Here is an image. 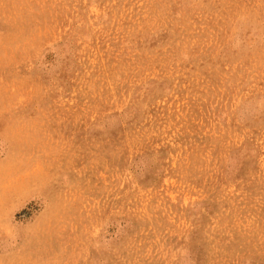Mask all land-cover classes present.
I'll list each match as a JSON object with an SVG mask.
<instances>
[{
	"label": "rangeland",
	"instance_id": "374dc122",
	"mask_svg": "<svg viewBox=\"0 0 264 264\" xmlns=\"http://www.w3.org/2000/svg\"><path fill=\"white\" fill-rule=\"evenodd\" d=\"M0 264H264V0H0Z\"/></svg>",
	"mask_w": 264,
	"mask_h": 264
}]
</instances>
